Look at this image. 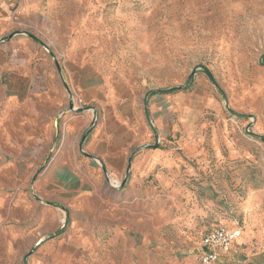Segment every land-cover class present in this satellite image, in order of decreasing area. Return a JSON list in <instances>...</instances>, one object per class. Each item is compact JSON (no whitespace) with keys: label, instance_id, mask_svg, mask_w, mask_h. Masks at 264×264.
Returning <instances> with one entry per match:
<instances>
[{"label":"rangeland","instance_id":"obj_1","mask_svg":"<svg viewBox=\"0 0 264 264\" xmlns=\"http://www.w3.org/2000/svg\"><path fill=\"white\" fill-rule=\"evenodd\" d=\"M16 1L13 11L25 0ZM32 1L42 32H21L64 97L34 88L0 111L10 121L0 128V264H200L220 224L241 235L213 264H264V0ZM85 72L127 102L162 99L173 140L194 148L183 157L174 146L184 159L145 176L56 172L65 123L90 111L85 134L98 122L77 89ZM51 122L47 157L28 161L38 126Z\"/></svg>","mask_w":264,"mask_h":264},{"label":"crops","instance_id":"obj_2","mask_svg":"<svg viewBox=\"0 0 264 264\" xmlns=\"http://www.w3.org/2000/svg\"><path fill=\"white\" fill-rule=\"evenodd\" d=\"M15 3L18 2L0 0V111L4 113H10L24 97L35 94L34 88H37L39 96H55L57 104L64 97V89L51 61L45 55L37 57V42L21 32H42L40 25L45 17L32 0H25L13 11ZM87 75L89 73L85 72L80 77L77 89L98 113V122L85 134L84 130L93 117L90 111H84L65 123L64 144L50 161L55 160L52 166L56 172L66 170L73 175L89 176V180L100 179L105 172L119 178L125 177L129 171L145 176L159 167H173L194 148L189 137L173 140L178 127L162 99L152 96L146 105L142 101L127 102L120 98L118 91L96 83L92 73L89 77ZM34 81L40 87H34ZM187 122L182 121L183 129L189 127ZM9 127V119L0 118V128ZM39 128L41 132L36 131L33 142L37 148L25 157L28 161L38 162L47 157L50 148L47 143H51L53 137L50 135L48 139L45 133L47 129L56 127L51 122V125L41 124ZM4 134L8 136L9 132L4 131ZM174 146L183 150L179 158L174 153ZM79 148H82L83 155ZM99 169L101 174L96 172Z\"/></svg>","mask_w":264,"mask_h":264},{"label":"built area","instance_id":"obj_3","mask_svg":"<svg viewBox=\"0 0 264 264\" xmlns=\"http://www.w3.org/2000/svg\"><path fill=\"white\" fill-rule=\"evenodd\" d=\"M77 103L80 104L81 99H77ZM74 104L75 101L72 99L70 109L76 110ZM96 121L97 118L93 115L91 122ZM105 176L109 180V173L105 172ZM240 235L241 230L238 227H227L222 224L215 226L204 236L205 250L200 257V264H213L219 258V252L228 251Z\"/></svg>","mask_w":264,"mask_h":264},{"label":"trees","instance_id":"obj_4","mask_svg":"<svg viewBox=\"0 0 264 264\" xmlns=\"http://www.w3.org/2000/svg\"><path fill=\"white\" fill-rule=\"evenodd\" d=\"M203 72L204 74L206 75V77L212 82V83H215V80L212 76V74L210 73V71L206 68H203ZM191 80H192V77L189 78V80L187 81V83L183 86V88H186V87H189L190 84H191Z\"/></svg>","mask_w":264,"mask_h":264},{"label":"water","instance_id":"obj_5","mask_svg":"<svg viewBox=\"0 0 264 264\" xmlns=\"http://www.w3.org/2000/svg\"><path fill=\"white\" fill-rule=\"evenodd\" d=\"M103 171H105V169L103 168Z\"/></svg>","mask_w":264,"mask_h":264}]
</instances>
